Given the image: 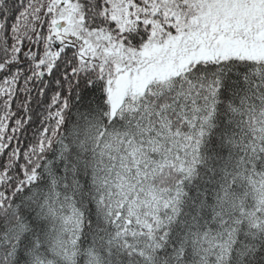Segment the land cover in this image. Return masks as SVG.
Listing matches in <instances>:
<instances>
[{
	"label": "snow or ice",
	"instance_id": "6c2138e0",
	"mask_svg": "<svg viewBox=\"0 0 264 264\" xmlns=\"http://www.w3.org/2000/svg\"><path fill=\"white\" fill-rule=\"evenodd\" d=\"M0 264H264V0H0Z\"/></svg>",
	"mask_w": 264,
	"mask_h": 264
}]
</instances>
